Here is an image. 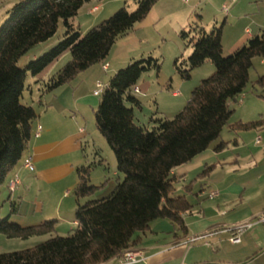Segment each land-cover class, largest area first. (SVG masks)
Returning a JSON list of instances; mask_svg holds the SVG:
<instances>
[{
    "label": "trees",
    "instance_id": "16d2710c",
    "mask_svg": "<svg viewBox=\"0 0 264 264\" xmlns=\"http://www.w3.org/2000/svg\"><path fill=\"white\" fill-rule=\"evenodd\" d=\"M90 1L21 0L0 25V185L26 151L37 117L31 105L21 102L27 74L38 76L69 51L70 59L43 82V93L54 92L81 72L103 63L116 40L142 22L159 0H134L132 12L124 2L83 34L71 20ZM60 21L62 39L20 69L19 59L52 38ZM221 32L222 26L206 32L199 23L179 31L180 40L191 47L186 59L173 62L180 79L190 80L191 71L207 63L214 71L192 89L172 119L152 117L150 130L134 123V109H140L141 104L133 90L144 73H158L159 61L150 56L133 60L110 77L100 94L94 122L114 154L122 179L107 197L78 202L73 213L75 226L64 237L51 236L54 220L26 227L12 223L10 217L17 208L11 203L9 215L0 218V234L21 240L50 237L32 248L0 254V264H109L133 250L139 243L136 235L148 231L156 220H168L186 231L181 214L189 212L192 205L184 195L175 194L173 170L207 150L227 126L237 131L264 126V118L229 124L233 114L229 103L246 89L253 60L264 59V29L228 56L223 55ZM253 85L263 93L264 74ZM225 145L220 142L215 149L221 151ZM212 168L206 166L199 177H206ZM89 172V166L76 168L78 182L73 194L77 201L98 188L91 184Z\"/></svg>",
    "mask_w": 264,
    "mask_h": 264
},
{
    "label": "crops",
    "instance_id": "0c3cea01",
    "mask_svg": "<svg viewBox=\"0 0 264 264\" xmlns=\"http://www.w3.org/2000/svg\"><path fill=\"white\" fill-rule=\"evenodd\" d=\"M180 1L187 3V0ZM124 2L126 0H110L107 3L103 0H92L85 3L80 10L86 8L87 16L96 15L87 28L108 16L105 15L110 12L108 9H111L108 6ZM262 3L264 0H222L219 5L213 7L216 12L213 19L205 22L203 16H199V25L203 28L217 27L222 16L220 26L223 55L230 54L264 29V9H260ZM157 4L132 31L116 40L103 63L81 72L70 83L54 92L42 95L41 105L36 111L37 117L32 124V137L28 147L5 182L0 185V199L7 195L4 200L10 202V207L11 203H14L17 208L10 220L24 227L54 220V231L60 229L62 223L69 221L73 229V213L80 201L76 198L75 203L66 201V212L70 219L64 217L61 207L65 200H71L69 195L73 193L78 182L76 168L84 166L82 137L85 130L78 124L77 115L91 107L90 102L86 101L88 96L84 90L85 86H89L93 94L95 83L106 85L117 70L150 54L147 28L157 26L161 20L159 14L153 15ZM185 7L188 10L185 13L186 19L181 25H177V32L186 28L193 19V6L185 4ZM223 7L227 8L226 12ZM92 10L93 13L88 14ZM194 15L196 16L195 13ZM174 56L176 59L177 55ZM261 63L263 64V60ZM102 64H107L106 71L102 70ZM51 67L50 65L39 74L38 79L47 80L53 73ZM203 67L209 69L208 72L213 71L211 64H205L194 69L192 75ZM256 74V78L261 75ZM172 86H176V89L173 90ZM136 88L139 90V93L135 94L138 99L144 97L148 90L147 84L141 79ZM168 88L172 90L171 98L176 100L175 103L179 101L181 104L185 99L188 101L192 91L190 89L189 92H183L185 88L182 79L179 82L172 80ZM261 92L259 88L257 91L252 87L249 94L255 93L256 97L245 102L248 107H243L247 96L245 90L232 102L236 104L238 101L241 107L238 109L237 119L229 122L230 125L264 118V104H260L264 103V92ZM231 105L229 103L234 114L236 109ZM67 111L72 115L68 116ZM37 126H41V132L36 137ZM224 133L226 137H223ZM220 142L226 145L221 151H217L215 147ZM25 159L31 160L33 171L23 166ZM98 164H102V159ZM206 166H213L212 171L206 177H199ZM13 175H17L19 183L10 191L8 184ZM173 175L176 178L175 185L181 186L182 195L192 205L189 212L181 214L186 231H181L168 220L154 221L148 231L136 235L139 243L132 249L140 252L141 258L134 264H264V224L254 225L245 231L239 244L232 245L228 241L229 229L264 212V126L246 131L225 127L218 140L189 163L174 169ZM116 176L118 180L121 179L117 172ZM60 183L65 184L60 191V194L63 191L64 193L59 195L53 211L44 214L46 204L41 200H50L44 196L45 188ZM211 192H216V197L210 199ZM53 233L51 236H54ZM192 237L199 240L192 244L187 243ZM115 263L113 260L109 264Z\"/></svg>",
    "mask_w": 264,
    "mask_h": 264
},
{
    "label": "rangeland",
    "instance_id": "374dc122",
    "mask_svg": "<svg viewBox=\"0 0 264 264\" xmlns=\"http://www.w3.org/2000/svg\"><path fill=\"white\" fill-rule=\"evenodd\" d=\"M19 1L21 0H0V25L7 18L10 9ZM108 1L110 0H103V2L105 3H107ZM221 1L222 0H187V3H184L180 0H159V3L154 9L155 11L153 10V15L159 14L158 16L161 17V20L157 26H151L147 28L149 29L147 30L149 38L148 47L151 49V52L144 58L150 56L157 59L160 64V69L158 73H156L155 70H152L142 75L141 81L147 84L148 90L145 92L146 94L144 97H139L141 108L134 109L135 125L145 127L146 129L150 130L152 127L150 119L152 117L172 119L186 104V99L184 102H182L183 104L178 103L179 101L175 103L176 100L171 98L172 90L168 88L172 83V80H175V82L180 81V77L176 74L175 68L173 66V62L175 59L174 55H177L176 58H178L179 62H181L182 60L186 59L191 53V47L186 46L185 43L180 40L178 35L179 32H177V25H181L182 21L186 19L185 13H187L188 10L185 7V4L192 5L194 9L192 16L193 19L188 23L187 27H195V24L199 23L200 21L198 16H203L205 22L212 20L213 16L216 15L215 9L213 7L219 5ZM126 2V9H128V11L130 12L134 11V0H126ZM123 4L124 3H117L116 5L112 4L108 6L111 9H108V11L110 12H107L105 14L108 15L107 17H105V19L112 15L115 11L120 9ZM85 9L86 8L81 9L79 13H77L76 17L71 20V23L74 25V27H77L83 34L90 29L87 27L90 22L96 17V15L87 16ZM260 9L261 11L264 9V3L260 5ZM194 13L196 14V16L194 15ZM220 20L222 21V16ZM220 20H218L219 26L221 24ZM204 29L206 30V32H209L212 29V26H204ZM63 33L64 27L62 21H60L55 35L46 42L41 43L29 50L19 59V61L17 62V66L20 69H24L30 61L38 58L46 51L51 49L54 45H56L62 39ZM228 55L229 54H226L224 56ZM69 59L70 53L69 51H66L56 61H54L51 64L53 73L49 77L54 75L57 70L62 67ZM261 60H263V64L261 63ZM207 64L208 66L210 65V63ZM208 71L209 69L203 67V69H199V71H196V73H194L193 75L192 73H190V80H183L185 88L183 89V92L185 93L186 90H188L189 92V90L196 87L202 79L209 77L213 73L214 68L212 72ZM256 73H259L261 75L264 74V59L255 58L253 60V66L249 71V81L245 89L247 96L245 97L246 99H244L243 107H245V105L248 107L247 103H245L248 99L250 100L251 98L256 97L255 93L249 94L252 87L258 91V88L254 87L253 85L254 80L256 79ZM108 76L109 74L107 75V77ZM43 82H47V80L41 81L37 76L32 77L31 75L27 74L25 80V87L27 89L23 94V98L21 100L22 104L31 105L35 111L38 110L41 105L40 100L42 99V95L44 94L42 92L44 84ZM102 84L105 85V83ZM175 87L176 86H172V89L175 90ZM84 90L86 92V95L88 96L86 101L90 102L89 105L91 107H87L86 110L83 111V113L77 115L78 124L85 130V134L82 137V164L84 166L90 167V182L98 188L91 196L87 198H81L79 200L81 204H84L89 200H100L104 197H107L113 191L118 182L116 176L117 171L114 154L107 145L105 139L101 136V134L95 127L94 111L97 108L100 96H94L89 86H85ZM70 102L71 101H69V103ZM231 104V106H233L232 108L236 109V112L232 114L229 120L230 123L234 122L237 119V116L239 115L238 109L241 107L238 101L236 102V104ZM260 104L264 103L260 102ZM73 111L75 112V110ZM66 113L68 116L72 115L70 111H67ZM223 137H226V133L223 134ZM231 147H229V149ZM100 159H102V164H98ZM120 177L122 179V175H119V178ZM64 185L65 184L60 183L45 188L46 191H44V196L47 199L50 198V200H41L44 202V204H46V206L44 207V214L53 211L55 207L54 205H56L58 202L57 199L59 198V195H62L64 193L63 191L62 194H60V191L63 189ZM175 187L177 190V195H182L183 193L181 191V186L176 184ZM6 197L7 195L0 199V218H4L9 215L10 202H8V200H4L6 199ZM69 198L71 200H65L61 207L64 213V217L68 219H70V215L68 214V212H66L68 208V206H66V201H72L73 203H75V196L72 192L70 193ZM11 222L16 223L13 222V220H11ZM71 229V223L69 221L64 222L60 226V229L54 231L53 235L64 237L71 232ZM48 236L49 235L34 236L27 240H21L9 239L5 235L0 234V254L32 248L35 245L48 239Z\"/></svg>",
    "mask_w": 264,
    "mask_h": 264
},
{
    "label": "built area",
    "instance_id": "2783aa9c",
    "mask_svg": "<svg viewBox=\"0 0 264 264\" xmlns=\"http://www.w3.org/2000/svg\"><path fill=\"white\" fill-rule=\"evenodd\" d=\"M185 1V0H183ZM223 10L226 12L227 8L223 7ZM93 13V10L90 11L88 14ZM102 70L106 71L107 70V64H102ZM106 85L97 82L95 85V90L93 91V95L94 96H100V94L102 93V91L105 89ZM133 92L135 94L139 93V90L137 88H135L133 90ZM41 132V126H37L36 132H35V136H39ZM259 138L257 139V142H259ZM23 166L29 170V171H33L34 170V166L33 163L31 162L30 159H25L23 161ZM19 183L18 177L17 175H13V178L9 181L8 184V188L10 191H13V189L15 188V186ZM217 193L216 192H211L209 194V198H214L216 197ZM259 224H264V212L262 214H260L259 216H257L256 218L247 221L243 224H240L238 226H235L233 229H229L228 233H229V239L228 241L232 244V245H236L240 243V237L241 235L247 231L248 229H250L252 226L254 225H259ZM199 238L197 237H192L190 239H188L187 243H194L196 241H198ZM141 258V253L135 250H127L123 253V255L119 258H117L115 260V264H134L136 263L139 259Z\"/></svg>",
    "mask_w": 264,
    "mask_h": 264
}]
</instances>
